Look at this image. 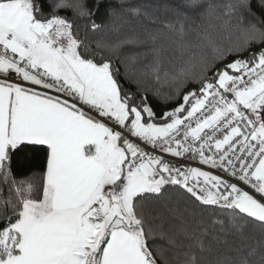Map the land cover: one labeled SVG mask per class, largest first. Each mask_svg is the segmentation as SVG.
<instances>
[{
    "label": "snow or ice",
    "instance_id": "snow-or-ice-1",
    "mask_svg": "<svg viewBox=\"0 0 264 264\" xmlns=\"http://www.w3.org/2000/svg\"><path fill=\"white\" fill-rule=\"evenodd\" d=\"M233 7L251 14L252 0ZM97 14L0 0V264H264V27L227 47L206 37L197 86L158 114L121 82L115 50L81 38L77 19L98 31ZM29 145L44 152L38 185L12 170Z\"/></svg>",
    "mask_w": 264,
    "mask_h": 264
},
{
    "label": "trees",
    "instance_id": "trees-1",
    "mask_svg": "<svg viewBox=\"0 0 264 264\" xmlns=\"http://www.w3.org/2000/svg\"><path fill=\"white\" fill-rule=\"evenodd\" d=\"M197 2L213 6L212 15L201 16L199 12H194L191 7L193 0H85L90 10L98 11L93 19L101 27L93 31L92 21L78 18L80 36L93 48L96 44L106 46L103 49L106 55L111 56L115 50L113 63L120 70L121 82L138 96L146 95L148 103L159 114L171 110L180 102L181 93L197 86L201 59L206 56L211 62L214 55L204 47L206 37L211 36L227 47L240 38L247 25L264 27L261 24L264 9L260 8V0H252L251 14L234 9L239 0ZM97 4L100 5L98 9ZM45 9L47 11V4ZM59 14L71 18L72 11L61 10ZM226 55L229 61L233 59V54ZM191 64L196 67L185 78L181 75V69ZM43 167L44 152L39 146L24 147L12 160L14 176L17 179H32L37 185ZM7 195L5 188L0 196ZM172 199L176 201L179 197L173 193ZM146 207L154 215L159 213L165 221H171L176 214L164 201H150ZM175 207L178 213L184 212L183 201ZM249 236L251 239L248 243H255L260 237L259 228L250 226ZM158 242L166 244L164 240ZM208 258L214 259L215 256Z\"/></svg>",
    "mask_w": 264,
    "mask_h": 264
}]
</instances>
